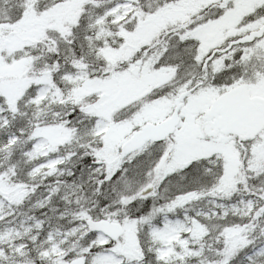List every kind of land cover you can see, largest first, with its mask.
Wrapping results in <instances>:
<instances>
[{"label":"snow or ice","instance_id":"1","mask_svg":"<svg viewBox=\"0 0 264 264\" xmlns=\"http://www.w3.org/2000/svg\"><path fill=\"white\" fill-rule=\"evenodd\" d=\"M0 264H264V0H0Z\"/></svg>","mask_w":264,"mask_h":264}]
</instances>
